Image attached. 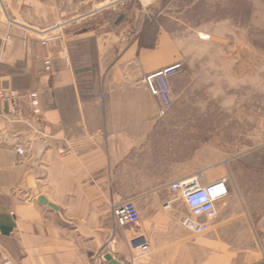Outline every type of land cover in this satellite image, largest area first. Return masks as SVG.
<instances>
[{
  "label": "crops",
  "instance_id": "crops-1",
  "mask_svg": "<svg viewBox=\"0 0 264 264\" xmlns=\"http://www.w3.org/2000/svg\"><path fill=\"white\" fill-rule=\"evenodd\" d=\"M148 10L142 0H0V79L38 91L42 104L35 118L22 100L29 123L0 117V251L14 264H84L99 253L120 264H248V252L260 245L262 254L264 142L234 141L232 155L225 140L207 146L202 182L227 178L228 195L215 219L198 217L207 231L181 224L189 207L169 184L190 174L168 158L172 124L143 77L182 54L146 22ZM60 23L64 39L41 45V32ZM46 56L52 71L41 75ZM129 199L138 226L113 216ZM138 235L152 246L144 257L133 256Z\"/></svg>",
  "mask_w": 264,
  "mask_h": 264
},
{
  "label": "rangeland",
  "instance_id": "rangeland-1",
  "mask_svg": "<svg viewBox=\"0 0 264 264\" xmlns=\"http://www.w3.org/2000/svg\"><path fill=\"white\" fill-rule=\"evenodd\" d=\"M142 1L146 22L172 35L184 63L173 85L168 158L193 175L209 145L225 140L232 155L234 141L264 142V0ZM258 248L248 264L261 258Z\"/></svg>",
  "mask_w": 264,
  "mask_h": 264
},
{
  "label": "built area",
  "instance_id": "built-area-1",
  "mask_svg": "<svg viewBox=\"0 0 264 264\" xmlns=\"http://www.w3.org/2000/svg\"><path fill=\"white\" fill-rule=\"evenodd\" d=\"M64 25V23H60L41 32V45L47 46L54 41L64 39L61 29ZM43 65L44 68L39 74L42 75L43 73H50L52 71V59L49 56L43 59ZM183 66L184 63L179 61L157 71L147 73L143 77L147 90L158 101V117L160 118L168 116L174 108L172 81L182 72ZM24 98L28 100L32 108V116L35 118L41 117L42 104L38 91L24 94L14 88L6 87L0 79V117L6 118L9 121L21 120L29 123L22 114L21 102ZM30 126L35 129L32 124ZM16 152L19 155H24L25 148L18 146ZM203 177V172L198 171L193 175L172 181L169 184L170 191L174 195L181 196L189 207L190 215L182 219L181 224L196 233L205 232L210 227L207 222L199 221L198 217L204 215L209 220L215 219L218 214L217 203L228 195L227 178L203 184ZM112 212L115 221L120 226H138L140 223V212L135 201L131 199L114 204ZM131 242L134 251L133 256L144 257L152 252V246L146 236H135ZM261 242L262 254L261 261L258 264H264V238ZM116 243L117 240L113 237L109 240L107 246L112 250ZM0 264H14V262L6 252L0 251ZM84 264L111 263L106 258V253H99L94 259Z\"/></svg>",
  "mask_w": 264,
  "mask_h": 264
},
{
  "label": "water",
  "instance_id": "water-1",
  "mask_svg": "<svg viewBox=\"0 0 264 264\" xmlns=\"http://www.w3.org/2000/svg\"><path fill=\"white\" fill-rule=\"evenodd\" d=\"M40 200L44 201L43 198H40ZM106 258L110 261L111 264H120L113 256L108 253L106 254Z\"/></svg>",
  "mask_w": 264,
  "mask_h": 264
}]
</instances>
